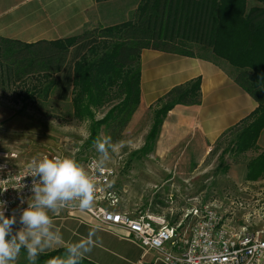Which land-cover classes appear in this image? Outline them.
<instances>
[{
    "label": "trees",
    "instance_id": "obj_1",
    "mask_svg": "<svg viewBox=\"0 0 264 264\" xmlns=\"http://www.w3.org/2000/svg\"><path fill=\"white\" fill-rule=\"evenodd\" d=\"M192 45L228 62L237 84L258 104L248 117L223 133L210 156L230 141L220 157L225 172L229 170L226 155L234 160L244 157L246 180H263L264 152L247 156L259 150L264 132V0H144L134 20L86 29L65 39L25 43L0 36V90H13L24 110L52 95L58 102H70L74 119L91 121L88 148L95 146L103 129L111 144L117 145L141 103L142 52L195 57ZM201 104V78L172 88L150 108L153 123L143 148L135 154L155 152L172 110L198 109ZM106 109L104 117L96 120V112ZM66 249L40 253L36 263L47 264L63 256ZM21 251L27 254L25 248ZM80 264L91 263L82 259Z\"/></svg>",
    "mask_w": 264,
    "mask_h": 264
},
{
    "label": "rangeland",
    "instance_id": "obj_2",
    "mask_svg": "<svg viewBox=\"0 0 264 264\" xmlns=\"http://www.w3.org/2000/svg\"><path fill=\"white\" fill-rule=\"evenodd\" d=\"M191 49L198 57L221 61L205 48L192 45ZM12 92L0 90V147L19 150L25 159L51 154L73 156L83 165L91 157L101 160L95 146L87 147L91 121L74 119L70 102H58L52 95L49 100L24 110ZM106 112L107 109L97 111L95 119H102ZM153 116L151 110L140 111L126 129L123 141L106 145L108 159L103 164L116 169L119 209L133 215L164 216L174 225L176 221H184L185 214L192 209L212 206L224 215L230 226L259 229L264 224V179L246 180L244 157L234 160L226 155L229 170L225 172L220 157L230 141L210 156L216 148L213 145L203 162H197L199 150L192 147L185 151V144L164 159L155 157V153L135 154L145 144ZM104 131L100 134L101 140L107 138ZM258 146L259 150L249 152L247 157L264 152V137ZM15 264H30L27 254L20 251Z\"/></svg>",
    "mask_w": 264,
    "mask_h": 264
},
{
    "label": "crops",
    "instance_id": "obj_3",
    "mask_svg": "<svg viewBox=\"0 0 264 264\" xmlns=\"http://www.w3.org/2000/svg\"><path fill=\"white\" fill-rule=\"evenodd\" d=\"M143 1L0 0V36L25 43L65 39L86 29L134 20ZM235 76V70L227 62L155 50L142 52L141 103L133 118L140 111L150 110L175 86L201 78V106L198 109L177 108L168 114L155 157L167 158L174 149L185 144V151L192 147L199 150L197 162H203L223 133L257 109V102L237 84ZM263 137L264 132L260 141ZM52 219L62 242L54 243L42 253L67 248L88 237L92 231L94 245L83 258L88 263L165 264L156 252H145L127 231L107 228L84 212L69 215L59 210ZM20 227L18 222L14 231Z\"/></svg>",
    "mask_w": 264,
    "mask_h": 264
},
{
    "label": "built area",
    "instance_id": "obj_4",
    "mask_svg": "<svg viewBox=\"0 0 264 264\" xmlns=\"http://www.w3.org/2000/svg\"><path fill=\"white\" fill-rule=\"evenodd\" d=\"M23 156L19 150L0 147V201L6 204V216L14 211L18 216L28 206L33 195V158L61 155ZM84 166L96 177L94 200L87 209H81L78 201L60 209L69 215L84 212L107 228L127 231L145 252H156L165 264H264V224L259 229L235 228L212 206L194 208L174 225L164 216L123 212L115 185L116 169L94 157Z\"/></svg>",
    "mask_w": 264,
    "mask_h": 264
},
{
    "label": "clouds",
    "instance_id": "obj_5",
    "mask_svg": "<svg viewBox=\"0 0 264 264\" xmlns=\"http://www.w3.org/2000/svg\"><path fill=\"white\" fill-rule=\"evenodd\" d=\"M109 143L110 138L95 142L101 154L100 163L108 159L106 145ZM30 167V176L34 178L33 195L27 201V208L22 210L19 221L15 211L11 216L5 215L6 204L0 201V264H15L21 248L27 250L30 264H36L40 253L54 243L62 242L59 229L54 228L52 215L75 201L79 202L81 209H87L94 200L96 177L75 157L33 158ZM18 222L22 227L14 231ZM94 234L90 231L88 237L72 243L63 256L54 257L47 264H80L92 251Z\"/></svg>",
    "mask_w": 264,
    "mask_h": 264
}]
</instances>
